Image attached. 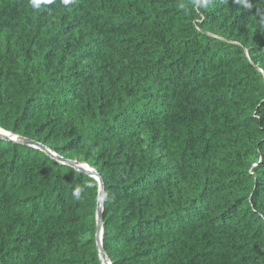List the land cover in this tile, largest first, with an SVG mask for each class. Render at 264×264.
Wrapping results in <instances>:
<instances>
[{
    "label": "trees",
    "instance_id": "obj_1",
    "mask_svg": "<svg viewBox=\"0 0 264 264\" xmlns=\"http://www.w3.org/2000/svg\"><path fill=\"white\" fill-rule=\"evenodd\" d=\"M0 126L113 264H264V0H0ZM98 196L0 138V264H102Z\"/></svg>",
    "mask_w": 264,
    "mask_h": 264
},
{
    "label": "water",
    "instance_id": "obj_2",
    "mask_svg": "<svg viewBox=\"0 0 264 264\" xmlns=\"http://www.w3.org/2000/svg\"><path fill=\"white\" fill-rule=\"evenodd\" d=\"M0 138L41 149L42 151H45L48 155H50L52 158H54L59 163L73 167L77 171L88 174L89 176L94 177L98 181L99 196H98V203H97V210H96V235H95L96 245L98 249L99 258L102 264H113L104 246L105 183H104V178L102 174L99 172V170H97L96 168H94L87 162H82L77 159L67 158L59 154L55 150L51 149L49 146L45 145L44 143L40 141L5 130L1 126H0Z\"/></svg>",
    "mask_w": 264,
    "mask_h": 264
}]
</instances>
